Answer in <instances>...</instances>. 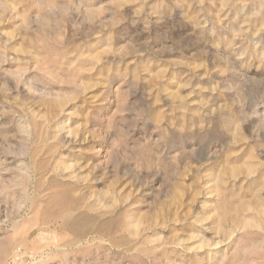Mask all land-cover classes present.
I'll return each mask as SVG.
<instances>
[{
	"label": "rangeland",
	"instance_id": "rangeland-1",
	"mask_svg": "<svg viewBox=\"0 0 264 264\" xmlns=\"http://www.w3.org/2000/svg\"><path fill=\"white\" fill-rule=\"evenodd\" d=\"M0 264H264V0H0Z\"/></svg>",
	"mask_w": 264,
	"mask_h": 264
},
{
	"label": "bare ground",
	"instance_id": "bare-ground-1",
	"mask_svg": "<svg viewBox=\"0 0 264 264\" xmlns=\"http://www.w3.org/2000/svg\"><path fill=\"white\" fill-rule=\"evenodd\" d=\"M62 196L64 197V195H62ZM65 200L67 201L66 198H59L58 201L55 203L56 208H57V206L59 208V207H62L63 205L66 206L67 204H69V207H71V206L74 207L75 203H70V202L67 203ZM51 220L60 221L63 229L70 230V232L72 231V233L75 237V240H78V241L81 238H83V236H85V234H87V233L91 232V230H93L91 225L88 224V222L90 220H92V218H89L86 215V213H79L78 215H72V213H69L68 211L63 212V213H60L59 211H57L56 213H52L49 216L48 221H51ZM113 222H114V220L111 219V220L106 221L105 223H102L100 225V230H102L104 232V234H106V232L108 231V228H110L112 226ZM100 233L103 234L101 231H100Z\"/></svg>",
	"mask_w": 264,
	"mask_h": 264
}]
</instances>
